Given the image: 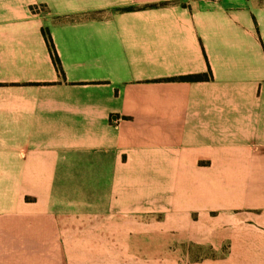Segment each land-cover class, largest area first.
Returning a JSON list of instances; mask_svg holds the SVG:
<instances>
[{"label":"crops","instance_id":"0c3cea01","mask_svg":"<svg viewBox=\"0 0 264 264\" xmlns=\"http://www.w3.org/2000/svg\"><path fill=\"white\" fill-rule=\"evenodd\" d=\"M199 159L238 172L247 211L200 218L224 264H264V0H0V264H68Z\"/></svg>","mask_w":264,"mask_h":264},{"label":"rangeland","instance_id":"374dc122","mask_svg":"<svg viewBox=\"0 0 264 264\" xmlns=\"http://www.w3.org/2000/svg\"><path fill=\"white\" fill-rule=\"evenodd\" d=\"M197 166L183 170L178 189L166 187L160 198H112L118 205L102 214L100 228L87 226L86 234L68 236L67 263L224 264L229 239L217 245L213 237L220 235L212 230L217 227L207 229L200 218L247 211L223 207L232 189L228 179L238 172L207 170L205 159Z\"/></svg>","mask_w":264,"mask_h":264},{"label":"trees","instance_id":"16d2710c","mask_svg":"<svg viewBox=\"0 0 264 264\" xmlns=\"http://www.w3.org/2000/svg\"><path fill=\"white\" fill-rule=\"evenodd\" d=\"M45 38H46L47 45L49 47V51L51 53V56L53 58V61H54L55 65L60 66L58 57L56 55V52L54 50V47L52 45V42H51V39H50V36L48 35V33L45 34ZM206 78H208V75H206V74H189V75L177 77V79L189 80V81L203 80V79H206Z\"/></svg>","mask_w":264,"mask_h":264}]
</instances>
